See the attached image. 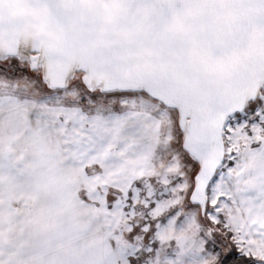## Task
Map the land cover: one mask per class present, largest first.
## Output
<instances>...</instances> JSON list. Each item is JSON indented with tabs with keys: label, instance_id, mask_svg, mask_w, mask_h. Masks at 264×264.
I'll use <instances>...</instances> for the list:
<instances>
[{
	"label": "snow or ice",
	"instance_id": "6c2138e0",
	"mask_svg": "<svg viewBox=\"0 0 264 264\" xmlns=\"http://www.w3.org/2000/svg\"><path fill=\"white\" fill-rule=\"evenodd\" d=\"M0 264H264V0H0Z\"/></svg>",
	"mask_w": 264,
	"mask_h": 264
}]
</instances>
